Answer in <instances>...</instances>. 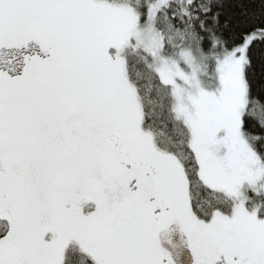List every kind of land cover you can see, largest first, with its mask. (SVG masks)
<instances>
[{
    "label": "snow or ice",
    "instance_id": "1",
    "mask_svg": "<svg viewBox=\"0 0 264 264\" xmlns=\"http://www.w3.org/2000/svg\"><path fill=\"white\" fill-rule=\"evenodd\" d=\"M0 264H264V0H0Z\"/></svg>",
    "mask_w": 264,
    "mask_h": 264
}]
</instances>
